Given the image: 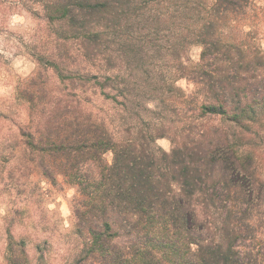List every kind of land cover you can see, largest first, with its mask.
<instances>
[{
  "label": "trees",
  "instance_id": "obj_1",
  "mask_svg": "<svg viewBox=\"0 0 264 264\" xmlns=\"http://www.w3.org/2000/svg\"><path fill=\"white\" fill-rule=\"evenodd\" d=\"M38 1L47 21L64 29L60 39H76L80 50H59L56 58L37 59L40 65L53 64L62 81L99 87L122 112L177 108L172 98L183 77L195 84L188 103L200 116L237 125L253 120V105H261L256 89L250 103L239 95L235 62L244 49L224 34L256 17V0ZM118 40L123 47L106 52ZM194 47L197 61L189 56ZM169 54L174 70L162 65ZM39 77L29 79L24 99L30 109L44 99L48 109L20 131L47 183L75 189L74 241L63 264H264V179L249 150L237 142L173 140L167 151L154 145L167 133L164 122L153 129L143 117L119 135L85 100L51 95L43 80L36 89ZM12 243L11 264H51L43 251L30 262L23 245Z\"/></svg>",
  "mask_w": 264,
  "mask_h": 264
},
{
  "label": "rangeland",
  "instance_id": "obj_2",
  "mask_svg": "<svg viewBox=\"0 0 264 264\" xmlns=\"http://www.w3.org/2000/svg\"><path fill=\"white\" fill-rule=\"evenodd\" d=\"M256 1L262 5H256V17L242 19L226 27L224 33L228 39L241 42L244 49L242 61L235 62L239 74L235 86L239 95L242 100L248 96L250 103L256 89V98L261 104L257 106L253 103V120L235 125L220 117L200 116L199 110L191 109L192 104L188 102L190 95L195 97L196 94L192 92L196 88L192 80L186 77L177 81L181 91L173 94L172 103L177 108L162 113L136 109L132 111L133 115L122 112L120 102L105 99L99 87L80 86L66 77L62 81L53 64H45L47 61L44 60V66H41L37 59L56 58L59 50L64 54L66 49L70 55L77 56L80 53L78 41L73 38L60 39L67 35L57 22L47 21L41 1L0 0V264H11V248L8 245L11 239L14 248L17 244L23 245L30 262H34L43 251L49 255L51 264H63L67 257L66 250L74 241L71 206L75 189L66 184L51 186L34 169L28 151H24L23 142H27V139L22 137L20 128L37 123L48 109L42 103L44 99L31 109L30 103L24 99L29 79L40 74L51 95L75 101L78 98L85 100L83 104L88 110L103 118L109 128L119 135L124 134L123 130L128 129L131 120L142 123L140 120L143 117L146 122L150 120L153 129L159 121L164 122L167 133L158 137L154 145L167 151L175 141L237 142L241 148L252 153V166L264 179V0ZM77 32L69 33L68 37ZM120 46L123 47V40L120 43L118 40L117 44L109 43L108 48L104 49L110 53L115 49L118 51ZM199 52V47L191 48L189 56L192 61L198 60ZM100 57L104 58V53ZM164 60L165 64L162 65L167 69L171 66V70H174V56L169 54ZM181 60L185 67L191 64L185 56ZM249 60L251 63H248ZM155 61L161 63L162 59ZM221 68L227 72L229 70L225 63ZM252 75L246 81V77ZM39 78L36 79L39 83L36 89L42 81ZM48 189L51 191L48 192Z\"/></svg>",
  "mask_w": 264,
  "mask_h": 264
}]
</instances>
